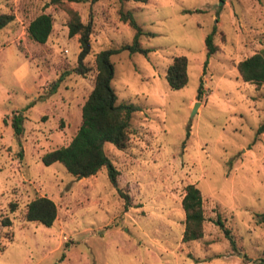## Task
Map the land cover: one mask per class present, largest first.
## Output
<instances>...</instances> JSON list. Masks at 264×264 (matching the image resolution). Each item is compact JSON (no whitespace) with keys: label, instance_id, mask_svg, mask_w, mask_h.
<instances>
[{"label":"rangeland","instance_id":"1","mask_svg":"<svg viewBox=\"0 0 264 264\" xmlns=\"http://www.w3.org/2000/svg\"><path fill=\"white\" fill-rule=\"evenodd\" d=\"M66 7L90 27L82 72ZM119 9L154 33L139 37L150 48L146 56L126 50L109 56L116 103L139 108L123 148L103 143L118 171L117 187L128 197L126 208L105 167L76 177L59 163L40 161L76 132L95 54L131 41ZM0 12L13 15L0 29V220H10L0 226V264L264 260V132H255L264 119V83L243 81L235 69L239 60L264 53V0H0ZM41 12L51 16V30L39 44L26 25ZM213 25L216 50L206 59L203 38ZM176 55L186 57L187 81L171 89L164 74ZM14 114L22 116L18 134L10 125ZM187 184L200 192L203 234L182 242ZM36 196L55 203L50 226L24 220V206Z\"/></svg>","mask_w":264,"mask_h":264},{"label":"trees","instance_id":"2","mask_svg":"<svg viewBox=\"0 0 264 264\" xmlns=\"http://www.w3.org/2000/svg\"><path fill=\"white\" fill-rule=\"evenodd\" d=\"M59 2V0H51ZM145 2L146 0H135ZM68 19L66 22L67 34L69 36L77 35L79 51L76 55L77 65L82 67V60L89 53L90 43L88 35L90 27L88 23L83 24L75 10L65 8ZM13 19L10 12H0V29ZM118 19L126 22L132 29V37L129 43L119 46L117 49H104L97 52L94 56L95 75L93 77L92 87L86 95L80 107V123L76 132L70 138L68 143L48 151L40 156V161L44 166L51 163H59L66 172L76 177H87L94 175L101 167H105L109 182L115 187L124 199V208L127 206L128 197L117 187L116 176L117 169L103 151V143L109 142L116 148L121 149L125 146L128 138V126L131 115L139 108L132 103H116V95L110 85L113 76L112 63L109 56L113 52L126 50L129 54L140 53L147 55L150 48L141 46L139 37L141 35L154 36L153 32H144L135 22L129 11H118ZM51 30V16L48 13L41 12L30 19L26 25L28 37L36 43H44ZM215 26L204 36L203 44L206 59L215 52L216 46L213 44V34ZM206 60L203 63L205 65ZM187 60L184 55H176L171 59L165 70V80L169 88L179 89L186 84ZM237 74L243 81H250L256 84L264 83V53L255 52L250 56L239 60L235 64ZM84 67L80 69L82 72ZM61 76L57 78V81ZM57 82H53V89ZM201 82L197 87L199 93ZM22 116L14 114L10 125L15 134L20 133V123ZM256 134L264 132V119L257 125ZM180 204L183 211V228L181 232V241L188 242L198 239L202 236L203 214L201 208V197L199 189L194 184H187ZM14 205L11 204V210ZM24 220L36 221L43 226H50L56 218L55 203L46 196H36L26 202L23 213ZM216 224L222 229L224 236L233 246L232 238L227 228H225L219 219ZM10 225V220L4 217L0 220V226ZM4 247L0 244V252ZM260 264H264L261 260Z\"/></svg>","mask_w":264,"mask_h":264},{"label":"water","instance_id":"3","mask_svg":"<svg viewBox=\"0 0 264 264\" xmlns=\"http://www.w3.org/2000/svg\"><path fill=\"white\" fill-rule=\"evenodd\" d=\"M196 104L197 102H194L193 107H192V112L195 110Z\"/></svg>","mask_w":264,"mask_h":264}]
</instances>
